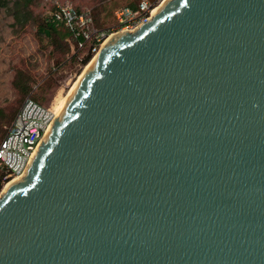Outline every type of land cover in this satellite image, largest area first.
<instances>
[{
    "label": "water",
    "instance_id": "95a60500",
    "mask_svg": "<svg viewBox=\"0 0 264 264\" xmlns=\"http://www.w3.org/2000/svg\"><path fill=\"white\" fill-rule=\"evenodd\" d=\"M112 34L0 194V264H264V0Z\"/></svg>",
    "mask_w": 264,
    "mask_h": 264
},
{
    "label": "rangeland",
    "instance_id": "374dc122",
    "mask_svg": "<svg viewBox=\"0 0 264 264\" xmlns=\"http://www.w3.org/2000/svg\"><path fill=\"white\" fill-rule=\"evenodd\" d=\"M53 1L33 0L27 9L16 10L12 1L0 7V138L26 97L50 106L57 92L65 94L91 59L85 63L83 53L67 48L62 30H57L54 39L37 30ZM60 1L91 10L98 27L111 32L117 28L114 11L139 0ZM148 1L157 5L161 0ZM4 183L1 178L0 194Z\"/></svg>",
    "mask_w": 264,
    "mask_h": 264
},
{
    "label": "built area",
    "instance_id": "2783aa9c",
    "mask_svg": "<svg viewBox=\"0 0 264 264\" xmlns=\"http://www.w3.org/2000/svg\"><path fill=\"white\" fill-rule=\"evenodd\" d=\"M155 3L139 0L136 8L122 6L114 11L117 30H131L152 15ZM53 19L68 27L76 41L69 40L74 53L91 57L105 38L115 31L93 24L89 9L77 10L68 2L54 0ZM51 106L26 97L16 111L10 125L0 139V175L5 182L22 175L38 144L55 117Z\"/></svg>",
    "mask_w": 264,
    "mask_h": 264
},
{
    "label": "trees",
    "instance_id": "16d2710c",
    "mask_svg": "<svg viewBox=\"0 0 264 264\" xmlns=\"http://www.w3.org/2000/svg\"><path fill=\"white\" fill-rule=\"evenodd\" d=\"M13 2V5L15 7L16 10H18L19 7L21 8H26L27 6L33 1V0H0V7H6L8 6V4L10 2ZM138 3V2H137ZM75 6V5H74ZM131 8H136L137 4H130L128 5ZM75 8L77 10H84L85 8H81V7H77L75 6ZM54 10V1L50 4L49 7H46L44 15H43V24L38 26V31L46 36H48L51 39H54V35L57 34V30H62L63 33V38L65 41V45L67 48L70 47V43L69 40H73L76 41V38H74L73 34L71 33L70 29L68 27H65L64 25H62L61 23L56 22L53 19V15H52V11ZM91 12V10H90ZM92 18H93V24L95 26H98V22L95 20V18L93 17V14L91 12ZM71 48V47H70ZM91 57L90 54H86L85 57L83 58V62H87L88 59ZM25 90V89H24ZM23 102V101H22ZM38 102V101H37ZM21 105V104H20ZM19 108V107H18ZM18 110V109H17ZM16 113V112H15ZM15 115V114H14ZM14 117V116H13ZM8 128V127H7ZM6 128V130H7ZM4 135V134H3ZM3 135L1 136V138L3 137ZM0 138V139H1ZM0 179H1V175H0Z\"/></svg>",
    "mask_w": 264,
    "mask_h": 264
},
{
    "label": "bare ground",
    "instance_id": "6f19581e",
    "mask_svg": "<svg viewBox=\"0 0 264 264\" xmlns=\"http://www.w3.org/2000/svg\"><path fill=\"white\" fill-rule=\"evenodd\" d=\"M164 2V0L159 1V3H157V5L154 6L153 10H152V14H154V12H156L158 10V8L161 6V4ZM113 34L111 33L110 35H108L105 40L102 42L101 47L106 43V41L112 36ZM100 47V48H101ZM98 52V51H97ZM97 55V54H96ZM95 55V56H96ZM95 56L82 68V70L80 71V73L77 76V79L72 83L71 87L67 90V92L65 94H62V90H59L57 92V94L55 95L52 103H51V107L53 108V110L55 111V114L58 113V111L60 110V108L62 107V105L64 104V102L66 101V99L68 98V96L70 95V93L72 92V90L74 89V87L76 86L79 78L83 75V73L87 70V68L90 66L91 62L94 60ZM56 116V115H55ZM24 174V173H23ZM22 174V175H23ZM22 175L18 176V177H14L11 178L9 181H7L6 183H4L2 190H1V194L4 192L5 188L14 180H17L18 178H20Z\"/></svg>",
    "mask_w": 264,
    "mask_h": 264
}]
</instances>
